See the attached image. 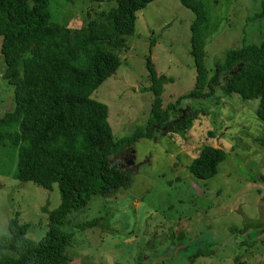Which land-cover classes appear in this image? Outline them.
Wrapping results in <instances>:
<instances>
[{"label": "rangeland", "instance_id": "obj_1", "mask_svg": "<svg viewBox=\"0 0 264 264\" xmlns=\"http://www.w3.org/2000/svg\"><path fill=\"white\" fill-rule=\"evenodd\" d=\"M203 1L208 11L205 62L213 74L226 51L264 42V18L252 19L262 0ZM55 3L51 1L53 20L70 28L86 26L117 6V0ZM194 18L180 0H154L137 12L135 32L119 51L120 67L92 93L108 105L115 139L151 119L149 55L158 74L173 79L164 85L165 107L194 89ZM1 48L0 36V117L16 105L15 87L4 77ZM225 78L213 97L183 99L171 112V122H177L187 111L198 110L182 133L160 130L155 138L140 139L134 167L126 156L117 160L133 169L129 188L93 196L86 208L69 213L61 226L74 234L66 250L68 264H264V122L257 115L259 101L229 94ZM205 146L220 147L229 157L215 177L203 180L187 167ZM0 158H6L1 148ZM1 167L0 235L9 232V220L20 211V223L30 224L27 237L39 240L48 229L49 212L61 203L59 185L46 189L3 175ZM93 220L98 222L93 228L78 227Z\"/></svg>", "mask_w": 264, "mask_h": 264}, {"label": "trees", "instance_id": "obj_2", "mask_svg": "<svg viewBox=\"0 0 264 264\" xmlns=\"http://www.w3.org/2000/svg\"><path fill=\"white\" fill-rule=\"evenodd\" d=\"M51 1L0 0L4 77L15 87L16 102L13 111L0 117V148L6 155L0 158L1 174L46 189L57 183L61 193V203L49 212L48 229L39 240L27 237L30 224L20 223V211L15 212L9 232L0 235V264H68L66 250L74 234L61 226L69 213L86 208L93 196L115 195L129 188L133 169L120 166L117 160L126 156L134 167V146L140 139L155 138L160 130L182 133L197 118L198 110L187 111L177 122H171V112L183 99L213 97L225 76L229 94L259 101L257 115L264 122V42L226 51L211 74L205 62L206 5L203 0H180L195 14L190 42L197 71L195 87L165 107L164 85L173 79L159 75L149 55L147 90L154 93L151 119L130 135L115 139L109 107L93 99L92 93L118 70L119 51L127 48V37L135 32L137 12L154 0H117V6L80 28L54 21ZM53 1L56 5L62 0ZM263 18L264 0L252 19ZM154 44L155 40L150 50ZM228 157L220 147L205 146L187 168L198 179H211ZM96 225L93 220L78 227L86 230Z\"/></svg>", "mask_w": 264, "mask_h": 264}]
</instances>
